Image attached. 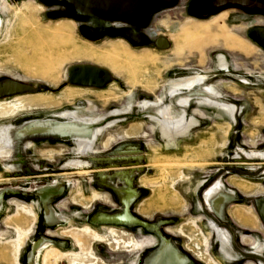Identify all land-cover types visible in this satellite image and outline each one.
I'll return each instance as SVG.
<instances>
[{"label":"rangeland","instance_id":"obj_1","mask_svg":"<svg viewBox=\"0 0 264 264\" xmlns=\"http://www.w3.org/2000/svg\"><path fill=\"white\" fill-rule=\"evenodd\" d=\"M88 18L0 0V264H264V0ZM81 65L109 77L52 91Z\"/></svg>","mask_w":264,"mask_h":264},{"label":"crops","instance_id":"obj_2","mask_svg":"<svg viewBox=\"0 0 264 264\" xmlns=\"http://www.w3.org/2000/svg\"><path fill=\"white\" fill-rule=\"evenodd\" d=\"M90 1L94 4H97V5H104V6H108V7L111 6L116 11H118L124 15H131V14L141 12L142 10L147 9L146 13L142 17H136L133 19V20L137 21V28H138L139 26L141 27V25L143 23H150L152 21L153 17L157 13L164 11L165 9L169 8L170 6H172L174 4H178L180 2V4H182L186 7L191 3L192 0H90ZM203 4H205V3H203ZM213 11H215L214 8L213 9L211 8L209 10V12H213ZM75 16H77V15H75ZM75 16H74V14L70 13V19L72 22L73 21H75V22L84 21L81 18H75ZM89 20L93 23L92 24H85V25H87V28L89 27L92 29L99 28L100 26H102L101 24L105 23V21H106L105 19L98 18V17L97 18L95 17V18L89 19ZM138 35H140V37H142L141 34H138ZM251 35H253L252 32H251ZM142 38H145L144 44L149 43L148 38H146L145 36ZM117 40H119V39H117ZM248 41L252 42V40H250V39ZM125 44H127V43H125ZM147 46H149V45H147ZM187 86H189V84H187ZM227 197L228 196L225 194V199ZM225 199H224V201H225ZM208 208H209V206H208ZM209 210L211 211L210 208H209ZM219 235H220L221 240H222V232H220ZM144 244L145 245H151L152 242H146ZM144 244H140V245L137 244V248L138 249L141 248L142 245H144ZM228 244H229V241H228ZM223 247L224 246H223V240H222L221 250L227 257H229V255L227 254V251L225 249H223ZM229 248H230V246H229ZM159 256H160V259L162 260L163 264H184L182 258L179 257L171 249V247L169 246L168 243H166L163 246V248L160 251Z\"/></svg>","mask_w":264,"mask_h":264},{"label":"water","instance_id":"obj_3","mask_svg":"<svg viewBox=\"0 0 264 264\" xmlns=\"http://www.w3.org/2000/svg\"><path fill=\"white\" fill-rule=\"evenodd\" d=\"M60 2L70 5L74 10L79 12V14L84 15L85 17H102L110 18L116 22H129L136 17H142L147 9L142 10L131 15H124L116 11L111 6L97 5L92 3L90 0H58ZM162 42L165 44V40L162 39ZM109 77L108 73L101 68L92 66V65H81L76 66L70 69L68 73V83H64L59 86L57 90H52L54 92H59L67 84L73 86L81 87H100L105 83V80ZM260 215L264 220V203L261 206Z\"/></svg>","mask_w":264,"mask_h":264},{"label":"flooded vegetation","instance_id":"obj_4","mask_svg":"<svg viewBox=\"0 0 264 264\" xmlns=\"http://www.w3.org/2000/svg\"><path fill=\"white\" fill-rule=\"evenodd\" d=\"M219 188H222L221 185L219 183H216L211 188L206 190V192L204 193V200L206 204L209 206L211 211L217 215H220V206L223 204V201L225 199V194L219 191ZM46 216L47 217L51 216L48 209H46ZM223 246L225 247L224 249L227 251V254L229 255V257H233L232 252L229 248L228 239L223 240ZM30 258H31V255H30ZM56 262L57 260L55 261V264H57Z\"/></svg>","mask_w":264,"mask_h":264},{"label":"bare ground","instance_id":"obj_5","mask_svg":"<svg viewBox=\"0 0 264 264\" xmlns=\"http://www.w3.org/2000/svg\"><path fill=\"white\" fill-rule=\"evenodd\" d=\"M16 88H18V87H17V86H6L5 89L2 90V91H0V92L2 93V92L9 91V90L11 91V90H15ZM68 126H69V125H68ZM73 126H74V125H73ZM73 126L70 128V130H73V131L75 130L76 133H78V132H81V133H83V134L86 133V129H79L78 127H73ZM41 127H42V129H43L44 126L41 125V126H39L38 129H35V130H40ZM64 128H65V127H64ZM30 130H31V129H30ZM31 131H32V130H31ZM70 133H71V132H70ZM76 133H75V134H76ZM224 248H225V247H223V249H224ZM90 263H91V262H90Z\"/></svg>","mask_w":264,"mask_h":264}]
</instances>
